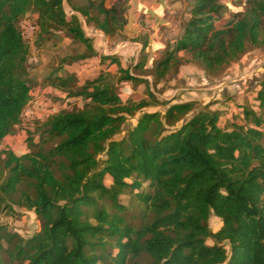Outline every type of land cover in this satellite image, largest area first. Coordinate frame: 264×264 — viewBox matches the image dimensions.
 I'll list each match as a JSON object with an SVG mask.
<instances>
[{
  "label": "trees",
  "instance_id": "trees-1",
  "mask_svg": "<svg viewBox=\"0 0 264 264\" xmlns=\"http://www.w3.org/2000/svg\"><path fill=\"white\" fill-rule=\"evenodd\" d=\"M127 2L0 0V145L31 98V48L54 31L84 46L44 78L82 104L35 119L27 152L0 149V212L17 206L40 220L28 238L0 224V264H264V77L254 97L259 112L242 105L240 121L221 123L224 112L210 109L216 102L197 109L195 100H160L149 88L144 97L136 89L148 83L136 72L144 64L134 72L99 53L80 19L114 36L126 24ZM226 8L223 0H194L182 34L153 66L154 83L181 63L180 52L214 73L264 49V0H243L227 20ZM28 18L36 28L25 37ZM91 59L100 66L93 78L58 74ZM155 105L164 113L143 112L115 139L128 116ZM125 194L133 211L120 201ZM211 214L221 222L216 230Z\"/></svg>",
  "mask_w": 264,
  "mask_h": 264
},
{
  "label": "rangeland",
  "instance_id": "rangeland-1",
  "mask_svg": "<svg viewBox=\"0 0 264 264\" xmlns=\"http://www.w3.org/2000/svg\"><path fill=\"white\" fill-rule=\"evenodd\" d=\"M223 1L227 2L229 7H231V9L226 8L227 12L224 16L225 20H227L232 17L233 12L242 6L243 0ZM65 9L69 12L67 6H65ZM80 19L85 34L92 38L93 46L99 53L104 51L107 55L115 54L119 57L118 54L122 50V44H115L111 41L117 38L121 39L120 34L111 36L112 40L109 39L110 41L104 45L103 40L100 42V35H97L102 34V32L86 24L81 16ZM27 22L33 24L34 20L28 18L21 24ZM82 51H84V46L79 41L73 40L71 35L60 31H54L52 37L44 41L39 47L31 48L28 59L31 98L23 113L22 123L13 133L4 137L0 149H9L17 154L27 152V136L29 135L28 132L32 130V123L35 119L41 118L51 111L82 104L80 98H67L65 94L53 91L44 85V78L59 67L60 60L63 57L75 55ZM146 53H149V50ZM127 54L123 58L122 64L135 72L136 70H133V53ZM163 54L162 52L158 59L151 61L141 71H136L142 73L143 75H140V77L148 81L145 85L136 86V89L144 97L147 98L146 90L149 88L160 100L173 102L195 100L197 109H202L203 106L210 102H216L211 105L210 109L218 108L224 112L221 115V123L231 119L242 120V105H248L259 112L254 97L257 85L264 77V49H249L239 60L214 73H208L200 66L190 62L188 54L180 52L179 61L181 63L170 70L165 78L154 83L152 78L153 66ZM99 67L97 59H91L88 62H75L72 65L64 64L58 74L74 73L80 81H83L86 78L95 77ZM103 68L107 69L105 65ZM113 68L114 66L111 67V69ZM130 86L133 87L132 83ZM125 87H128V85ZM165 109V105L148 106L137 111L133 116H128L122 126L121 133L116 135L115 139L122 138L127 129L135 125L143 112L160 111L164 113ZM262 129L264 131V125H262ZM104 183L106 185L110 183L108 176L105 177ZM120 201L129 207V211L136 206L130 194L122 195ZM13 210L9 213L0 212V224L6 225L9 231L15 232L24 238L30 237L39 230L40 220L34 211L17 206H13ZM208 224L211 230H216L221 222L218 217L211 214ZM208 243H212V240L209 239Z\"/></svg>",
  "mask_w": 264,
  "mask_h": 264
},
{
  "label": "crops",
  "instance_id": "crops-1",
  "mask_svg": "<svg viewBox=\"0 0 264 264\" xmlns=\"http://www.w3.org/2000/svg\"><path fill=\"white\" fill-rule=\"evenodd\" d=\"M105 1L106 6H111L122 0ZM193 2L194 0H128V9L124 13L126 24L119 33L121 39L112 40L111 36L103 33L97 35H100V42L103 40L104 45L110 40L115 44H122V50L118 54L122 66L125 55L133 53V66L140 62L146 67L151 61L158 59L162 52L170 49L182 34ZM144 44L146 47L143 51ZM148 50L149 53H146ZM101 54L106 53L103 51ZM113 66H109L108 70L113 71Z\"/></svg>",
  "mask_w": 264,
  "mask_h": 264
},
{
  "label": "built area",
  "instance_id": "built-area-1",
  "mask_svg": "<svg viewBox=\"0 0 264 264\" xmlns=\"http://www.w3.org/2000/svg\"><path fill=\"white\" fill-rule=\"evenodd\" d=\"M21 29H22V34L25 37H30L33 32L35 31V25L34 24H30V23H25V24H21ZM126 85H123V89H122V95L124 96V98H126L131 91H128L129 87H125Z\"/></svg>",
  "mask_w": 264,
  "mask_h": 264
}]
</instances>
